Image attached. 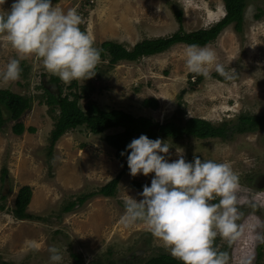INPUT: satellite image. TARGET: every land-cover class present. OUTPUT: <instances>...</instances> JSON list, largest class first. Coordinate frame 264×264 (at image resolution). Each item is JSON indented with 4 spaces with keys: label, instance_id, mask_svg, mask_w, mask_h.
<instances>
[{
    "label": "rangeland",
    "instance_id": "rangeland-1",
    "mask_svg": "<svg viewBox=\"0 0 264 264\" xmlns=\"http://www.w3.org/2000/svg\"><path fill=\"white\" fill-rule=\"evenodd\" d=\"M12 3L6 0L3 9L10 10ZM52 4L65 13L76 10L81 17L80 29L92 37L94 46L104 55L95 76L86 81L65 84L46 71L41 59L29 56L20 61L22 71L17 81L0 83V90L29 100V108L18 122L9 121L3 112L0 264H50L49 247L60 250L62 264H74L73 257L80 264H144L151 257L171 256L145 224L121 223L128 196L142 199L139 193L144 185L150 186L154 174L132 177L124 160L115 159L114 150L104 138L120 129L92 135L85 128H77L63 135L52 149L51 133L58 111L51 115L42 89L55 96L58 88L63 96L76 94L82 110L85 104L94 102L103 111L121 110L134 117L150 118L159 126L172 118L180 126L196 118L215 128L226 125L231 129L240 117L264 116V1L245 7L242 32H236L232 24L207 45L231 79L214 70L207 79L188 72L183 56L186 45L114 65L109 64V49L101 46L111 42L130 50L143 40L167 38L180 28L186 33L208 29L224 17L221 0H52ZM258 10L262 15L256 18ZM178 11L180 24L174 14ZM13 58L17 54L0 35V72ZM73 82L75 85L69 88ZM87 85L90 88L85 95L82 88ZM146 100H155L157 108L143 107ZM17 123L25 130L21 136L12 132ZM159 139L171 146L169 162L178 158L176 149L180 148L186 162L200 157L202 161L230 164L239 178L236 223L241 234L231 244L217 236L214 246L228 253L230 264H240L245 256L253 257L252 264H264V127L230 134L228 141ZM2 170L7 172L3 180ZM116 178L112 197L89 198L83 204L75 203L71 212H63L69 203L97 193ZM24 186L32 191L27 214L34 220L19 221L11 213L16 195ZM29 240L38 244V250L28 249Z\"/></svg>",
    "mask_w": 264,
    "mask_h": 264
},
{
    "label": "clouds",
    "instance_id": "clouds-1",
    "mask_svg": "<svg viewBox=\"0 0 264 264\" xmlns=\"http://www.w3.org/2000/svg\"><path fill=\"white\" fill-rule=\"evenodd\" d=\"M5 3L0 0V35L17 58L9 60L0 72V83L17 81L20 61L29 56L41 59L46 71L65 84L95 76L100 50L80 29L76 10L65 13L52 0H13L10 10L3 9ZM183 56L188 72L196 76L207 79L214 70L225 79L232 78L207 46L188 45ZM170 148L167 141L142 134L121 152V156L127 153L130 176L154 174L150 186L144 185L139 193L142 199L128 196L121 223L145 224L181 264H230L228 253L217 251L214 242L220 236L231 244L241 234L236 223L238 176L226 162L202 161L200 157L186 162L180 148L176 149L178 158L169 162ZM217 199L218 203H213ZM26 245L38 250L35 241H26ZM48 252L50 264H62L59 249L49 247ZM252 261L253 257L245 256L240 264Z\"/></svg>",
    "mask_w": 264,
    "mask_h": 264
},
{
    "label": "trees",
    "instance_id": "trees-1",
    "mask_svg": "<svg viewBox=\"0 0 264 264\" xmlns=\"http://www.w3.org/2000/svg\"><path fill=\"white\" fill-rule=\"evenodd\" d=\"M224 5V17L215 25L208 29L199 30L196 32L186 33L181 28L177 32L167 38H157L154 40H143L135 44L132 49L128 50L124 46L116 43L106 42L101 46L109 49L110 61L109 64L114 65L119 62L128 61L135 62L139 58L151 57L165 53L175 45H192L196 44L201 47L207 46L217 39L220 33L230 25L236 32H242L243 13L245 7L251 2L264 0H221ZM176 21L181 23V12H175ZM262 15V11L258 10L256 18ZM100 50V57H103V51ZM199 79V78H198ZM57 82L58 79L54 78ZM75 85L73 82L69 88ZM90 86L83 87L86 94ZM46 98L45 105L49 108L51 115L58 111L56 116L54 129L51 133V145L63 137L67 132L77 128H85L92 135H101L112 129H120V132L114 135H109L104 138L107 146L114 150V156L117 160H124V166L127 167V153L121 156V152L125 150L127 144L140 135H146L149 139L164 138L173 141H180L184 138H194L197 140H225L228 141L230 134H243L252 132L255 127H264V116L251 119L250 117H240L235 126L229 129L226 125L218 128L211 126L208 122L191 118L184 122L183 125H177L174 118L161 124H154L150 118L134 117L131 114L121 110L103 111L99 109L94 102L85 104V109H80L78 106V98L76 94L63 96L61 89L58 88V95L42 89ZM72 97L73 99H70ZM143 107L156 109L157 102L155 100H146L142 104ZM29 108V100L18 94L8 90H0V129L4 125L3 112L8 114V119L11 122H18L23 113ZM24 127L17 123L13 126L12 132L16 136H21L24 133ZM33 133V129H29ZM6 171L2 170L1 180L6 176ZM118 178L113 179L97 193L90 194L78 198L77 202H71L63 208L64 213L71 212L76 204H83L89 198L101 196L110 198L116 189ZM32 191L29 187L19 189L12 210V216L19 221L34 220L36 218L27 214V208L31 201ZM2 209V208H0ZM80 264L77 257H73ZM100 264V263H94ZM144 264H181L176 258L168 255H158L151 257Z\"/></svg>",
    "mask_w": 264,
    "mask_h": 264
},
{
    "label": "bare ground",
    "instance_id": "bare-ground-1",
    "mask_svg": "<svg viewBox=\"0 0 264 264\" xmlns=\"http://www.w3.org/2000/svg\"><path fill=\"white\" fill-rule=\"evenodd\" d=\"M32 203H33V199H32Z\"/></svg>",
    "mask_w": 264,
    "mask_h": 264
}]
</instances>
